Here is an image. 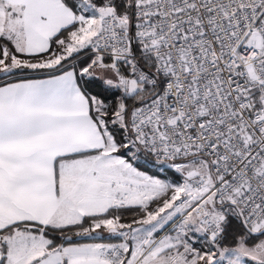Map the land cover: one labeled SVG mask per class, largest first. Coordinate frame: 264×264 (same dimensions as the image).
<instances>
[{
    "label": "snow or ice",
    "instance_id": "6c2138e0",
    "mask_svg": "<svg viewBox=\"0 0 264 264\" xmlns=\"http://www.w3.org/2000/svg\"><path fill=\"white\" fill-rule=\"evenodd\" d=\"M0 264H264V0H0Z\"/></svg>",
    "mask_w": 264,
    "mask_h": 264
}]
</instances>
